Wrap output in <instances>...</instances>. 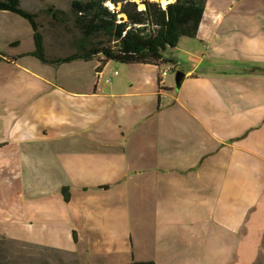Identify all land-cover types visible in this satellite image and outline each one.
<instances>
[{"label": "crops", "instance_id": "crops-1", "mask_svg": "<svg viewBox=\"0 0 264 264\" xmlns=\"http://www.w3.org/2000/svg\"><path fill=\"white\" fill-rule=\"evenodd\" d=\"M33 34L0 10L2 237L82 264H264V0H206L160 65L45 64Z\"/></svg>", "mask_w": 264, "mask_h": 264}, {"label": "trees", "instance_id": "trees-1", "mask_svg": "<svg viewBox=\"0 0 264 264\" xmlns=\"http://www.w3.org/2000/svg\"><path fill=\"white\" fill-rule=\"evenodd\" d=\"M206 0H174L164 12L155 0H73L70 11L49 8L38 14L24 10L19 0H0V10L13 12L26 19L32 29L35 50L30 56L45 64L59 65L82 59L90 60L103 56L122 64L168 63L165 58L167 46L176 47L183 37H195L203 17ZM108 3L113 5L111 9ZM143 5V9H139ZM48 15L52 23H69L81 35L78 52L51 59L46 54L45 40L37 21ZM96 38H104L96 40ZM87 44V45H85ZM89 44V45H88ZM7 56L0 52V61ZM65 201H69L68 187L61 190ZM76 240V236L74 237Z\"/></svg>", "mask_w": 264, "mask_h": 264}, {"label": "rangeland", "instance_id": "rangeland-1", "mask_svg": "<svg viewBox=\"0 0 264 264\" xmlns=\"http://www.w3.org/2000/svg\"><path fill=\"white\" fill-rule=\"evenodd\" d=\"M64 1V11L69 12L70 4L73 0ZM133 1L138 4L140 3V0ZM155 1L158 2L159 0ZM168 5L170 4L168 3ZM143 8V5H139V9ZM38 23L42 34L46 37L47 43H60L64 47H69L70 51L74 53L78 52L77 47L81 45V35L77 30L73 29L70 23L68 24L70 30H65L63 23L54 24L51 18L45 14L40 16ZM96 40H103L106 43L104 38H96ZM0 264H82V262L72 254L15 242L0 235Z\"/></svg>", "mask_w": 264, "mask_h": 264}, {"label": "built area", "instance_id": "built-area-1", "mask_svg": "<svg viewBox=\"0 0 264 264\" xmlns=\"http://www.w3.org/2000/svg\"><path fill=\"white\" fill-rule=\"evenodd\" d=\"M167 48H169V46H167ZM167 68L164 66V65H162L161 66V68H160V73H161V75H165L166 73H167ZM101 74L100 73H97L96 75H95V87L98 89V87H100V85H101Z\"/></svg>", "mask_w": 264, "mask_h": 264}, {"label": "bare ground", "instance_id": "bare-ground-1", "mask_svg": "<svg viewBox=\"0 0 264 264\" xmlns=\"http://www.w3.org/2000/svg\"><path fill=\"white\" fill-rule=\"evenodd\" d=\"M173 2V0H159L158 3L161 7V9L165 12L166 11V6L167 4H171ZM108 5L110 6V8L112 9L113 8V5L108 3Z\"/></svg>", "mask_w": 264, "mask_h": 264}, {"label": "water", "instance_id": "water-1", "mask_svg": "<svg viewBox=\"0 0 264 264\" xmlns=\"http://www.w3.org/2000/svg\"><path fill=\"white\" fill-rule=\"evenodd\" d=\"M181 77H183V74H180V77H179V78L181 79ZM180 79H179V80H180ZM179 80H178V81H179Z\"/></svg>", "mask_w": 264, "mask_h": 264}]
</instances>
